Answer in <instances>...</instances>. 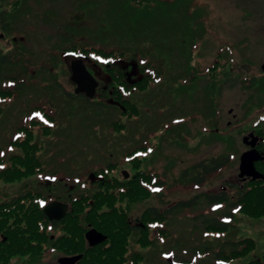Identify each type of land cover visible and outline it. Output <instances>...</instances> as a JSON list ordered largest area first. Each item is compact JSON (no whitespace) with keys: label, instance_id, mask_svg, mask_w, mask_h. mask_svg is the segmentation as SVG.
I'll return each instance as SVG.
<instances>
[{"label":"rangeland","instance_id":"374dc122","mask_svg":"<svg viewBox=\"0 0 264 264\" xmlns=\"http://www.w3.org/2000/svg\"><path fill=\"white\" fill-rule=\"evenodd\" d=\"M1 1L0 11L8 9L9 0ZM22 1L10 21V34L0 29V50L8 53L18 47L22 54L16 56L22 60L20 65L2 69L0 91L17 87L7 83L4 76L25 81L23 92L13 100L0 98V157L5 148L6 157L10 156L12 139L28 122L26 112L36 105H55L58 126L48 140L39 135L47 140L43 153L46 173L16 184L0 183L2 201L17 199L28 189L41 190L49 198L59 196L63 201L64 190L77 191L74 186L85 179L90 181L96 171L109 164L119 165L109 171V176H133L132 157L141 159L143 168L167 182L162 191L165 201L156 197L142 202L133 208L135 217L142 214L146 204L163 208L165 202L218 194L231 185H243L239 181L240 159L246 147L243 127L237 124L230 128L226 123L232 120L229 102L249 93L239 85L240 76L224 75L231 64L222 65L215 76L210 70L220 60L229 61L237 54L250 57V45L264 38V0H138L140 5L134 0ZM72 46L125 56L110 63L96 56L89 60L81 52L64 53ZM259 51L264 52V47ZM79 61L98 83L90 98L95 104L86 102V90L73 83L72 63ZM24 65L30 71L37 70L33 80L25 75ZM108 66L123 71L129 83L152 78L148 89L131 95L123 92L122 99H115L110 92L109 98L102 99L103 92L117 86H111L113 76ZM245 68L253 72L251 64ZM80 88L82 98L76 94ZM65 90L73 93L72 97ZM126 99L140 109L138 117L122 115L119 109ZM234 107L236 113L244 111L242 120L249 119L248 107L244 109L240 103ZM118 120L126 129L114 132L113 124ZM141 147L148 149L128 155ZM224 156H231L230 165L204 186L179 183L187 169ZM228 196L232 200L237 191L229 190ZM228 211L226 206H209L202 200L196 209L179 212L169 220L165 226L168 239L156 238L155 248L143 250L134 238L130 254L141 253L146 257L144 264H180L181 259H192V264H218L216 252L223 243L251 238L257 241V252L249 259L260 257L264 261V219L238 215L231 233L222 237L206 233L200 216L224 219ZM204 246L212 249V255L195 258L193 253ZM63 258L53 250L43 261L32 264H60Z\"/></svg>","mask_w":264,"mask_h":264},{"label":"trees","instance_id":"16d2710c","mask_svg":"<svg viewBox=\"0 0 264 264\" xmlns=\"http://www.w3.org/2000/svg\"><path fill=\"white\" fill-rule=\"evenodd\" d=\"M22 2V0H9L8 9L0 11V29L10 34L12 31L10 21L17 15ZM134 3L142 4L138 0H134ZM71 52H81L89 60L96 56L110 63L115 59H123L125 56V53L85 47L78 49L76 46L64 51V53ZM16 56H22L18 47H14L8 53L0 50V74L3 73L2 69H12L22 63V60H17ZM229 64L231 62L228 60L225 62L220 60L210 70L211 75L215 76V72L222 65L226 67ZM23 68L25 75L30 76L29 80H33L37 70L31 68L30 71L26 65ZM107 70L113 76L111 86H117L109 87L108 92H103L102 99L109 98L110 92H113L115 99H122L123 92L127 91L131 95L137 90L145 91L152 79L146 77L137 83H129L123 71L110 66ZM3 79L17 86L13 91H0V98L4 101L13 100L23 92L21 88L25 81L23 82L22 79L14 75L8 78L4 76ZM49 92L52 93L50 90ZM64 93L68 97L73 95L66 90ZM77 97L82 98L83 95ZM83 98L89 104H95L94 100L86 96ZM122 106L123 108L119 110L125 117L140 115V109L132 103L131 99L124 100ZM55 110L56 107L52 103H40L26 112L28 122L18 128L16 137L9 145L12 153L6 157L8 149L5 148L4 156L0 157V183L16 184L46 173L43 153L46 150V141L57 130ZM2 113L0 109V116ZM125 129L126 126L119 120L113 124L114 132ZM39 135L47 140H42ZM141 149L148 148L141 147L134 152L130 151L128 155H133ZM230 161L231 156H224L200 162L184 171L179 183L197 188L204 186L211 177L228 167ZM142 163L141 159L132 157L133 176L125 177V174H122L118 178L109 176V171L118 169V163L109 164L106 169L96 171L90 181L85 179L80 186H74L73 189L77 191L64 190L63 201L59 196L49 198L41 190L28 188L26 194L17 199L2 201L0 198V264L41 262L43 257L53 250L64 258L80 257L76 264H144L146 257L141 253L130 254L136 238L135 244L139 249L155 248L156 238L161 239L160 241L169 238V232L165 228L169 220L179 212L196 209L202 200L209 206L229 208L223 216L224 219L200 216L208 235L222 237L231 233L236 229L238 215L252 220L264 219V183L260 181L242 186L231 185L230 188L222 189L218 194L198 195L192 199L176 201V203L165 202L163 208L146 204L142 214L135 217L133 208L142 202L146 203L156 197L165 201L162 191L166 188L167 182L154 172L143 168ZM232 189L237 191V196L231 200L228 194ZM53 200L70 206L67 215L60 221L51 222L44 212L45 207ZM211 252L210 247L204 246L193 254L195 258H204L212 255ZM255 252H257V241L251 238L226 241L216 252L215 260L218 264L244 261L245 264H264L260 257L249 259ZM13 259L18 262L15 260L13 262ZM193 262L192 259L179 261L180 264Z\"/></svg>","mask_w":264,"mask_h":264},{"label":"flooded vegetation","instance_id":"af4514ba","mask_svg":"<svg viewBox=\"0 0 264 264\" xmlns=\"http://www.w3.org/2000/svg\"><path fill=\"white\" fill-rule=\"evenodd\" d=\"M261 43H264V38L256 39V41L250 45V48H252L250 57L247 58L246 56H242V54H237V56L230 59L231 65L228 69L224 70V75L233 74L236 78L240 76L242 79L239 85H241L243 89H247V93H249L248 97L244 95V98H239L237 101L232 99L229 102L231 108L228 110V114L232 116V120H229L226 125L230 128L235 127L237 124H239V126L242 125L244 132L242 136L243 139H245V137L251 138L253 134L254 137L249 140L248 144H244L246 146L244 153L255 149L264 159V52L259 51V49H262L264 46L262 47ZM250 64L252 65V73L250 71L248 72L247 68H245ZM88 74L81 76L80 86L82 89L86 90L85 93H87V95H92L94 90L97 91L98 83L93 77L92 80L90 79L92 74ZM243 80L249 83L243 84ZM94 86H96V89ZM239 103L245 105L244 109L247 107L249 109L250 117L245 121L242 120V118L245 117L244 111L243 113L240 111L237 113L235 112L236 109L234 106H239ZM249 125H251L250 127H252V129L248 127ZM254 138H257L258 142L253 147L250 144L255 140ZM256 168L258 172L264 176V160L257 162ZM239 181L241 182L240 184H250V182L254 181L264 183L263 178L257 180L246 178L245 180L239 179Z\"/></svg>","mask_w":264,"mask_h":264},{"label":"water","instance_id":"95a60500","mask_svg":"<svg viewBox=\"0 0 264 264\" xmlns=\"http://www.w3.org/2000/svg\"><path fill=\"white\" fill-rule=\"evenodd\" d=\"M73 83L80 86V81H81V76L84 74H88L85 66H83V62L79 61V63H73ZM92 80V77H90ZM81 87V86H80ZM96 86H94L95 88ZM82 88V87H81ZM79 89L76 94L80 95V92L82 89ZM96 89V88H95ZM92 95H89V98ZM254 137V135H251V138ZM250 137H245L244 139V144H248L249 140L251 139ZM255 140L252 141L250 144L251 146H255L256 143L258 142L257 138H254ZM264 159L261 157L260 153L257 150H252L250 152L243 153L241 156V165H240V180H245L246 178H253V180L257 179H264V176L258 172L256 168V163L263 161ZM70 209V206L65 203H58V202H51V204L47 205L44 209L45 214L49 217L50 221H60L62 220L68 213ZM101 236V235H100ZM80 257H76L75 259L73 258H63L60 260V264H76L78 260H80Z\"/></svg>","mask_w":264,"mask_h":264}]
</instances>
